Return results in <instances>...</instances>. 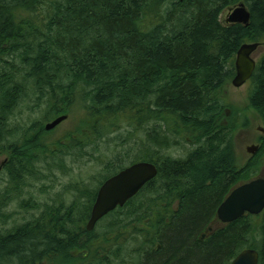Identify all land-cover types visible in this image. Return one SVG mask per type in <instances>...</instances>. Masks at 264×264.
Listing matches in <instances>:
<instances>
[{
  "label": "trees",
  "instance_id": "16d2710c",
  "mask_svg": "<svg viewBox=\"0 0 264 264\" xmlns=\"http://www.w3.org/2000/svg\"><path fill=\"white\" fill-rule=\"evenodd\" d=\"M239 3L249 25L221 23ZM263 41L264 0H0V217L25 179L69 177L66 157L96 164L63 189L69 203L0 232V264H231L246 249L264 264V211L200 241L255 171L235 165L238 119L223 91L240 46ZM251 78L249 107L264 124V54ZM24 112L41 117L16 124ZM62 115L74 129L49 143L57 127L44 125ZM138 162L157 176L87 232L100 185Z\"/></svg>",
  "mask_w": 264,
  "mask_h": 264
},
{
  "label": "water",
  "instance_id": "95a60500",
  "mask_svg": "<svg viewBox=\"0 0 264 264\" xmlns=\"http://www.w3.org/2000/svg\"><path fill=\"white\" fill-rule=\"evenodd\" d=\"M227 24H239L247 27L250 13L243 3L228 9ZM260 43H245L236 52L234 60L235 75L231 86L242 87L252 77L256 63L253 53ZM66 115L59 116L44 125L49 132L67 120ZM264 134V129H260ZM253 156L258 152L257 146L247 148ZM157 168L153 163L138 162L125 167L115 175L106 179L98 188L85 230L91 232L96 224L117 208H122L130 199L157 176ZM264 210V179L251 180L233 189L216 210L217 220L222 224L233 223L245 214L257 216ZM212 231L211 228L208 229ZM259 255L256 250L246 249L238 254L231 264H258Z\"/></svg>",
  "mask_w": 264,
  "mask_h": 264
},
{
  "label": "rangeland",
  "instance_id": "374dc122",
  "mask_svg": "<svg viewBox=\"0 0 264 264\" xmlns=\"http://www.w3.org/2000/svg\"><path fill=\"white\" fill-rule=\"evenodd\" d=\"M229 12L228 9L224 10L220 15V21L223 24L226 23V18ZM264 54V41L261 43V46L253 53L252 57L255 61H259L262 55ZM253 90V84H245L240 88H233L231 83L227 84L226 89L223 91L225 95V101L230 105V109L228 114L235 119H238V126L234 131V134L231 138V143L233 147L234 158L236 159L235 165L241 166L245 163L250 154L247 152V148L258 143V140L263 136V134L259 131L260 129H264V124L259 118V116L249 107V96ZM16 124L19 125H27L30 123H34L40 119L39 112L32 113L29 115L28 113L17 114ZM75 116L70 115L69 118L62 124H60L51 135L47 136L49 139V143H53L61 140L64 135H68L74 129V125L76 123ZM45 123H43L44 125ZM51 139V141H50ZM53 141V142H52ZM111 147L110 149H113ZM108 153V152H106ZM174 157L182 156L183 152L178 149L173 150ZM260 154V153H259ZM109 155V154H108ZM256 159L262 161L264 164V153L260 154ZM4 161V157L0 158V167L2 162ZM128 162V161H127ZM66 166L70 169V176L64 175L61 171L55 170L53 172V176H50L48 172L44 173L45 178H41L39 180L27 178L25 179V185L19 189V192L14 194L13 200L9 205L4 209L3 213L5 219L1 218L3 222L0 220V232L3 233L6 230L13 228L14 226L22 225L26 223L31 217L37 216L40 212L41 205L43 204H52L57 203L59 199L65 196L64 188L75 179L92 177L95 172L94 162L84 165V163H73L69 157H66L65 161ZM41 166H43L41 164ZM129 166V165H128ZM127 166V167H128ZM44 172V171H43ZM4 174L1 173L0 169V191L3 188L4 183ZM243 182L240 180L238 184ZM236 185V184H235ZM29 200H33L36 204L39 205L38 208L30 209L28 207ZM63 202L69 203L71 201L70 197L65 196L62 199ZM26 203V204H24ZM108 221L102 222L99 226L95 228L96 234H99L101 231V227H105ZM130 240V239H129ZM133 242L129 241V247H132Z\"/></svg>",
  "mask_w": 264,
  "mask_h": 264
},
{
  "label": "flooded vegetation",
  "instance_id": "af4514ba",
  "mask_svg": "<svg viewBox=\"0 0 264 264\" xmlns=\"http://www.w3.org/2000/svg\"><path fill=\"white\" fill-rule=\"evenodd\" d=\"M260 46H261V45H260ZM255 63H256V67H257L259 61H255ZM255 69H256V68H255ZM251 79H252V78H250L245 84H249V83H251ZM248 99H249V98H248ZM261 133H262V132H261ZM262 134H263V133H262ZM253 146H257V147H258V152H257L255 155H253V156L250 155V157L248 158V160H247L245 163H243V165H241V166H237V168H238V170L244 171L245 168L247 167V165L249 164V165L255 167V171H254V173L252 174V176H251L250 179H248V180H244V181L241 182L240 184L237 183V184H236V185H235V186H234V187H233V188L227 193V195L224 197L223 201H224L225 198L230 194V192H231L233 189L237 188L238 186H240V185H242V184H245V183H247V182H249V181H251V180H255V179H264V164H262V163H261L262 161H260L259 159H256L260 154H263V153H264V134H263V136H261V138L258 140V143H256V145H253ZM259 153H260V154H259ZM234 160L236 161L235 158H234ZM244 175H245V173L241 174L240 176L243 177ZM223 201H222V202H223ZM222 202H221V203H222ZM221 203H220V204H221ZM263 211H264V210H263ZM262 214H263V212H262L261 214L257 215V216H251V215L245 214L242 218H245V217H248V216L253 217V218H260V217L262 216ZM215 218H216L215 223H212V225H211L210 227H208L207 230L201 234V236H200V241L205 240V239L209 236V234L212 232V231H209V230H208L209 228H211V229L213 230L212 227H214V226L217 227L218 225H227V224H222V223H220V222L217 220L216 214H215ZM242 218H240V219H242ZM243 251H244V250H243ZM239 254H240V253H239ZM258 262H259V260H258Z\"/></svg>",
  "mask_w": 264,
  "mask_h": 264
}]
</instances>
